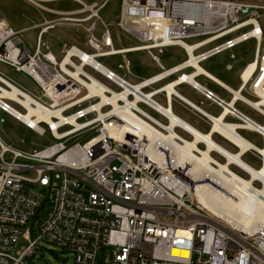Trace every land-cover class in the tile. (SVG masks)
<instances>
[{"label":"built area","instance_id":"1","mask_svg":"<svg viewBox=\"0 0 264 264\" xmlns=\"http://www.w3.org/2000/svg\"><path fill=\"white\" fill-rule=\"evenodd\" d=\"M24 1L55 19L38 26L34 52L6 21L0 22V63L30 77L41 95L0 73V127L6 125L5 114L52 144L22 150L0 138V264H41L44 246L72 253L73 264H264V230L255 237L233 229L196 204L193 184L175 167L169 145L152 142L146 128L136 124L141 120L168 134L170 121L157 107L170 109L177 102L212 128L214 117L177 92L186 85L220 108L221 116L235 102L225 120L258 124L236 108L241 102L262 117L259 126H264L259 22L264 0H121L114 25L100 15L112 0ZM63 2L79 8L47 6ZM56 29H74L83 41L63 44L60 61L44 41ZM249 41L256 43L254 60L240 72L237 90L200 72L203 63L224 53L237 62L233 51ZM125 42L134 45L125 47ZM171 48L182 49L186 59L166 68L161 58ZM136 53H145L161 72L129 82L128 56ZM112 58H120L113 67L101 61ZM234 63L226 71H234ZM203 77L230 101L200 84ZM93 79L104 86H88ZM26 116L33 124L23 120Z\"/></svg>","mask_w":264,"mask_h":264},{"label":"rangeland","instance_id":"2","mask_svg":"<svg viewBox=\"0 0 264 264\" xmlns=\"http://www.w3.org/2000/svg\"><path fill=\"white\" fill-rule=\"evenodd\" d=\"M98 0H85L86 3L91 4ZM258 1V0H257ZM48 7L61 10V11H72L79 8L74 3H56V4H48ZM120 7H121V0H112L106 8L100 14L102 19L108 23L114 25L117 22L118 16L120 14ZM260 25L264 29V11H260ZM55 16L38 10L37 8L33 7L31 4L27 3L24 0H0V22L6 21L7 24L22 38V40L26 43L28 48L34 52L36 48V41L38 34L40 32L39 25L43 24L45 20H53ZM113 32V31H112ZM60 39L58 41L57 39ZM81 36L77 34L74 29H56L51 31L48 35L45 36L44 41L48 42L51 46V51L54 56L57 58V61H60L62 58L61 50L63 48V44H71L75 43L77 39H80ZM125 47L132 46L134 43H124ZM256 49L255 41H249L247 43L242 44L241 46L237 47L233 53L237 57V62H232L230 60L231 53H224L217 57L210 59L209 61L203 63L201 65L202 69L206 71L208 74L219 79L220 82L227 85L228 87L232 88L233 90H237L241 85L239 74L245 68V66L254 60ZM44 52H46L44 50ZM131 60L132 64V76H128L127 79L131 83H138L150 77H153L161 72L159 67L153 63L148 57H146L145 53H136L131 54L128 56ZM186 59V55L184 51L180 48H171L165 51V54L161 58L162 64L166 68H171L176 66L177 64L183 62ZM104 64H110L112 67L116 66L120 62V58H112L107 60H101ZM234 63V71L228 72L226 71V65ZM87 71L95 76L98 80L103 82L107 86H112V88L118 91L117 88L113 87L111 83L106 81L100 75H97L95 72L87 69ZM0 73H3L16 83L20 84L24 88L32 91L36 95H41L40 89L35 85L30 77H28L24 73L16 72L11 67L1 64L0 63ZM124 73L120 72V75ZM198 82L205 86L206 88L210 89L214 94L220 96L225 101L229 102L231 96L223 91L220 87L212 83L206 78L198 79ZM149 92V90H144ZM177 92L180 93L182 96L186 97L190 101L200 104L201 101H205L204 98L193 91L189 86H181L177 88ZM244 97L249 98L252 101H255L254 98L250 97L247 93L243 94ZM156 100L163 105L164 107L167 106L165 99L162 97L156 98ZM12 107L23 113V110L17 107L14 104H11ZM148 114L158 119L162 123L166 124L167 121L163 119L161 116L156 115L155 112L152 110L141 106ZM236 108L243 114L250 117L258 124H263L262 117L250 107L248 108L247 105L243 103H238ZM208 111H210L213 115L218 116L220 114V110L218 108L210 106L209 103H206V107ZM173 112L182 120L187 121V124L191 125L195 129L199 130L201 133H208L210 128L208 121H203V119L197 115H194L189 110L184 108L181 104L175 102L173 107ZM6 119V125L4 127H0V138L7 144H13L18 146V148L22 150H31L33 148H40L43 146H48L52 144L51 141L48 142L45 138L39 137L34 132L27 130L25 127L14 121L9 116L3 114L2 117ZM228 122H238L234 118L227 119ZM176 133L179 136H182L183 139L187 141H192L190 135L184 133L183 131L176 129ZM239 134L244 138L247 139L249 142L254 144L256 147L262 149V139L255 133L250 131H239ZM215 142L219 145H222L224 148H227L231 153H237V149L232 145L226 143L222 138L215 136ZM21 141H24L22 144ZM262 147V148H261ZM200 149H204V146L200 145ZM215 160L220 163H225V160L222 159L219 154L215 153L212 155ZM243 161L246 162L249 166L254 169H260L263 162L260 160L256 153L250 152L248 155L244 156ZM231 169L240 177L249 179L248 175L241 171V169L237 168L236 166H231ZM257 188H261V184L255 182ZM38 259L41 264H73V254L70 252H62L58 248H53L51 246H44L43 249L40 250V254H38Z\"/></svg>","mask_w":264,"mask_h":264},{"label":"bare ground","instance_id":"3","mask_svg":"<svg viewBox=\"0 0 264 264\" xmlns=\"http://www.w3.org/2000/svg\"><path fill=\"white\" fill-rule=\"evenodd\" d=\"M69 62L70 57L65 60V63ZM200 72L203 70L200 69ZM73 75L78 77L77 74ZM93 82V85L88 86H104L96 79H93ZM168 90L169 94L174 92L173 86H170ZM236 96L240 97L239 93ZM234 106L235 102L229 104L225 107L226 111L220 118L212 119L214 122L212 130L211 133L207 134L201 133L187 122L185 123L170 109L157 106V109L170 121L169 126H165L168 129V134L141 120L136 124L146 128L145 130L150 135L152 142H156L160 147L169 145L171 159L174 161L175 167L182 170L184 178L193 184L190 192L195 198L196 204L228 227L242 230L256 237L262 234L261 231L264 230V148L256 147L244 139L237 130L257 132L263 140L264 126L260 127L259 124L250 121L245 124L224 122L225 116L229 113V108ZM33 113L31 111L29 115L32 116ZM31 116H26L23 120L33 124L30 121ZM176 127H181L184 132L193 137L192 141H187L179 136L174 131ZM214 133L227 138L240 152L231 153L225 150L212 138ZM177 138H180L183 143L176 142ZM200 145H203L204 149H200ZM247 152L262 155V168L254 169L243 161V155ZM215 153L222 156L225 163L215 160L212 156ZM154 160L162 164V159L159 156H156ZM231 166L242 169L249 179L245 180V178L237 175ZM255 182L260 183L261 188H257L254 185Z\"/></svg>","mask_w":264,"mask_h":264},{"label":"crops","instance_id":"4","mask_svg":"<svg viewBox=\"0 0 264 264\" xmlns=\"http://www.w3.org/2000/svg\"><path fill=\"white\" fill-rule=\"evenodd\" d=\"M81 36V38L80 39H77V41L80 43V42H83L82 41V35H80ZM182 63V62H181ZM180 64V63H179ZM178 65V64H177ZM174 66V65H173ZM204 71V70H203ZM206 72V71H205ZM151 78V77H150ZM194 91V90H193ZM196 93H197V91H196ZM198 94H200V93H198ZM203 98H204V96L202 95V94H200ZM184 97V96H183ZM184 98H186V97H184ZM187 99V98H186ZM189 99H187V101H188ZM204 100L205 101H201L200 102V104H196V103H194V102H192L193 104H195L198 108H200L201 110V112L202 113H204V114H206L207 116H208V118L211 116L212 118L214 117V118H220L219 116H221V114H222V110L220 109V108H218L214 103H212L211 101H209V100H206L205 98H204ZM190 101V100H189ZM206 103H209L210 104V106H212V107H215L216 109L218 108V110H220V114L218 115V116H215V115H213L210 111H208L207 109H205V107H206ZM173 107H174V105L172 106V108H170V110L173 112ZM185 108V107H184ZM174 113V112H173ZM194 115H197V116H199V117H201L202 119H203V121H205L206 122V118L205 117H203V116H201L200 114H195V113H193ZM176 115V114H175ZM177 116V115H176ZM180 118V117H179ZM181 119V118H180ZM229 119V118H228ZM182 120V119H181ZM225 120V119H224ZM184 121V120H183ZM187 121H185V123H186ZM224 122H228L227 121V119L224 121ZM228 123H232V122H228ZM237 122H233L232 124H236ZM189 124V123H188ZM209 124V126H210V128H209V130H208V133H211V130H212V128H211V125H210V123H208ZM243 131V130H242ZM254 133V132H253ZM207 134V133H206ZM255 134H257V133H255ZM258 135V134H257ZM215 136H218V137H220V138H222V140H224L226 143H228L229 145H232L233 147H235L237 150H238V148L234 145V144H232V142H230V141H228L227 140V138H223L222 136H220L219 134H216V133H214L213 135H212V138L214 139V137ZM259 136V135H258ZM260 137V136H259ZM261 139H262V137H260ZM215 141V140H214ZM262 147L264 148V140H262ZM222 146V145H221ZM223 147V146H222ZM261 147V148H262ZM224 148V147H223ZM225 150H227V151H229L227 148H224ZM231 152V151H230ZM238 152H240V150H238L237 151V153ZM248 153H250V152H247V154L245 153L244 155H243V157L244 156H246V155H248ZM220 156V155H219ZM221 158H222V156H220ZM223 159V158H222ZM261 160V159H260ZM263 162V161H262ZM263 165V164H262ZM261 168H262V166H261ZM241 171H242V169H241ZM243 172V171H242Z\"/></svg>","mask_w":264,"mask_h":264}]
</instances>
